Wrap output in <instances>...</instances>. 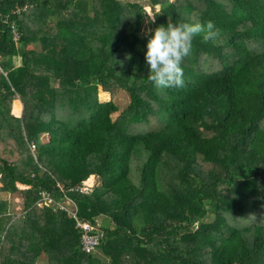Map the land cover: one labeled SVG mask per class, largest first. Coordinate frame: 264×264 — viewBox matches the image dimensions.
Masks as SVG:
<instances>
[{
  "label": "trees",
  "instance_id": "16d2710c",
  "mask_svg": "<svg viewBox=\"0 0 264 264\" xmlns=\"http://www.w3.org/2000/svg\"><path fill=\"white\" fill-rule=\"evenodd\" d=\"M149 1L0 0V264H264V0ZM208 20L155 88L146 34Z\"/></svg>",
  "mask_w": 264,
  "mask_h": 264
},
{
  "label": "clouds",
  "instance_id": "9594fccd",
  "mask_svg": "<svg viewBox=\"0 0 264 264\" xmlns=\"http://www.w3.org/2000/svg\"><path fill=\"white\" fill-rule=\"evenodd\" d=\"M154 22L155 19L152 20ZM146 35L145 63L149 67L147 79L157 89H172L185 86L182 65L192 52L193 41L200 37L202 43H208L217 38L219 30L213 20L204 23L168 21L167 26L160 25Z\"/></svg>",
  "mask_w": 264,
  "mask_h": 264
},
{
  "label": "built area",
  "instance_id": "2783aa9c",
  "mask_svg": "<svg viewBox=\"0 0 264 264\" xmlns=\"http://www.w3.org/2000/svg\"><path fill=\"white\" fill-rule=\"evenodd\" d=\"M33 148V146H32ZM60 190H63L62 187H59ZM92 191V186L88 184V182H83L79 186L71 188L68 190L69 193H79L82 195H87ZM42 204L43 206H50L53 204L51 197L47 194H43L41 202L38 205ZM58 205V210L67 214V216L74 220L75 227L80 232V245L81 249L85 253L93 252L96 247L100 244V239L102 235L97 232L96 234L93 231L96 229L95 226L90 224L89 222L82 220L77 215V207L70 199H65L60 203H56Z\"/></svg>",
  "mask_w": 264,
  "mask_h": 264
},
{
  "label": "rangeland",
  "instance_id": "374dc122",
  "mask_svg": "<svg viewBox=\"0 0 264 264\" xmlns=\"http://www.w3.org/2000/svg\"><path fill=\"white\" fill-rule=\"evenodd\" d=\"M127 1L133 2V3H137V4L145 7L146 9L149 7V3H150L149 0H127ZM169 1L172 2V3H174V4H178V2L180 0H169ZM155 8L158 9L157 6ZM146 11H147L148 15L151 13V11H149V10H146ZM150 15L152 16V13ZM144 25H146V26H143V29L145 31H148L149 28H148L147 24H144ZM97 98L101 102L108 101L110 99V95L108 93H106V92H103L101 90V88H98V90H97ZM114 101L118 105L120 111H122L128 105L129 99H128V96H127L126 93L120 91L118 94H116ZM13 103H14V105H13V112H14L15 115H19L20 114V111L22 109V105H21V103H20L19 100H15ZM17 103H18V106L17 105L15 106V104H17ZM46 140H47V136L46 135H42L41 136V141L45 142ZM31 150H32V146H31ZM94 179L95 178H89L86 182H88V184L93 187L92 184H93ZM24 189H25V187H24ZM38 207L39 208H42L43 205L40 204V205H38ZM55 207L58 208V205L55 206ZM211 220H212V216H210L207 221H211ZM96 222H97V225L98 226H101V225L106 226V220H102L101 217H98Z\"/></svg>",
  "mask_w": 264,
  "mask_h": 264
}]
</instances>
